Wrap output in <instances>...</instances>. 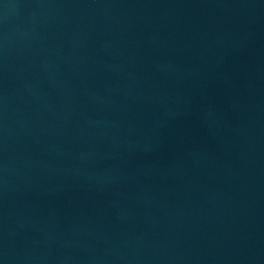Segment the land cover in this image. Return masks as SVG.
Listing matches in <instances>:
<instances>
[{
  "label": "water",
  "instance_id": "water-1",
  "mask_svg": "<svg viewBox=\"0 0 264 264\" xmlns=\"http://www.w3.org/2000/svg\"><path fill=\"white\" fill-rule=\"evenodd\" d=\"M0 264H264V0H0Z\"/></svg>",
  "mask_w": 264,
  "mask_h": 264
}]
</instances>
